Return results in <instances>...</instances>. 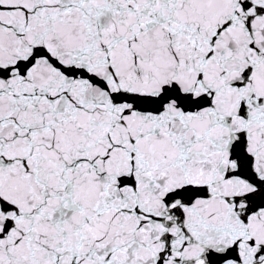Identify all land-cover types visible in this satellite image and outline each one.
<instances>
[{"label": "snow or ice", "instance_id": "obj_1", "mask_svg": "<svg viewBox=\"0 0 264 264\" xmlns=\"http://www.w3.org/2000/svg\"><path fill=\"white\" fill-rule=\"evenodd\" d=\"M0 264H264V0H0Z\"/></svg>", "mask_w": 264, "mask_h": 264}]
</instances>
